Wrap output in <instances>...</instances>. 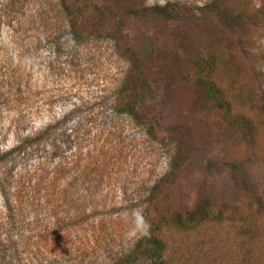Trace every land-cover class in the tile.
Here are the masks:
<instances>
[{
    "label": "rangeland",
    "instance_id": "obj_1",
    "mask_svg": "<svg viewBox=\"0 0 264 264\" xmlns=\"http://www.w3.org/2000/svg\"><path fill=\"white\" fill-rule=\"evenodd\" d=\"M63 1L82 36H71L61 0H0V264H110L141 236L134 209L185 213L203 199L230 220L164 231L170 264L241 258V186L264 196V124L251 144L215 109L194 107L189 63L215 43L233 48L238 106L263 122L264 26L232 32L215 0ZM126 72L123 103L136 78L150 89L136 118L117 112ZM62 118L45 145L15 164L3 158ZM258 245L253 264H264V234Z\"/></svg>",
    "mask_w": 264,
    "mask_h": 264
},
{
    "label": "trees",
    "instance_id": "obj_2",
    "mask_svg": "<svg viewBox=\"0 0 264 264\" xmlns=\"http://www.w3.org/2000/svg\"><path fill=\"white\" fill-rule=\"evenodd\" d=\"M61 4L68 18L71 36L73 38L82 36L77 29L78 12L68 7L63 0H61ZM214 7L216 10L224 12L228 26L232 27V32L235 28L241 30L244 26H264V8H255L248 1L241 7H237L236 3L231 5L227 0H215ZM162 10L167 12L166 7ZM232 49L230 46L225 48L215 43L190 61L191 72L188 82L196 92L193 105L197 108L215 109L221 121L229 126L232 132L238 133L243 141L255 144L264 121L258 120L253 115H246L244 109L238 106L241 94L235 93L234 80H238L242 74L235 67ZM129 77V72H126L119 82L116 97L117 112L136 118V109L143 105L150 89L144 76L138 80L136 78V86L132 89L129 99L124 97L123 103L122 96L128 92ZM63 119L65 118L56 123H50L39 132L19 140L16 146L5 151L3 158L7 162L15 164L16 160L28 155L35 146L38 149L40 144L45 145L55 130L62 126ZM144 124L148 135L155 139L151 123L147 121ZM45 148L46 146L43 147V150ZM174 166L173 163V170ZM157 185L155 184L150 190V195H153L151 202L154 203L158 202ZM241 190L247 203L245 214L237 222L239 224L237 235L240 238L239 254L242 256L239 258L240 256L236 253L232 257L231 264H253L255 263L252 259L255 256L253 251L259 247L260 238L264 234V196H261L248 180L242 182ZM146 219L150 224L148 234H141L126 253L120 255L110 264H170L169 247L164 238V231L194 232L200 227L209 224H222L226 220H230L223 211L215 210L208 199L199 201L191 211L185 213L179 211L158 213L154 216L147 215ZM68 264L91 263L78 261Z\"/></svg>",
    "mask_w": 264,
    "mask_h": 264
},
{
    "label": "clouds",
    "instance_id": "obj_3",
    "mask_svg": "<svg viewBox=\"0 0 264 264\" xmlns=\"http://www.w3.org/2000/svg\"><path fill=\"white\" fill-rule=\"evenodd\" d=\"M160 3L163 4L164 0H160ZM133 216L139 232L143 235H147L150 229V224L144 216L143 208L134 209Z\"/></svg>",
    "mask_w": 264,
    "mask_h": 264
}]
</instances>
